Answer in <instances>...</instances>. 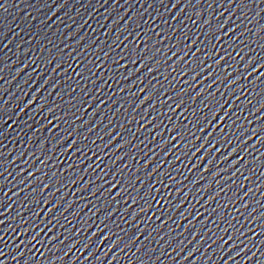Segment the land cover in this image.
I'll return each mask as SVG.
<instances>
[{"label": "water", "instance_id": "1", "mask_svg": "<svg viewBox=\"0 0 264 264\" xmlns=\"http://www.w3.org/2000/svg\"><path fill=\"white\" fill-rule=\"evenodd\" d=\"M0 264H264V0H0Z\"/></svg>", "mask_w": 264, "mask_h": 264}]
</instances>
